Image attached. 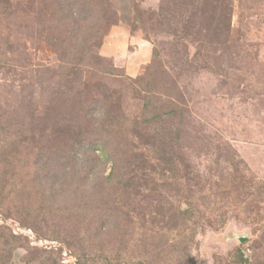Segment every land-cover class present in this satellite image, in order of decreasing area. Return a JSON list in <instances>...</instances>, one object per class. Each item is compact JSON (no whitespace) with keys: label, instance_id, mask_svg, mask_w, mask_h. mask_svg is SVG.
<instances>
[{"label":"rangeland","instance_id":"obj_1","mask_svg":"<svg viewBox=\"0 0 264 264\" xmlns=\"http://www.w3.org/2000/svg\"><path fill=\"white\" fill-rule=\"evenodd\" d=\"M0 264H264V0H0Z\"/></svg>","mask_w":264,"mask_h":264},{"label":"trees","instance_id":"obj_2","mask_svg":"<svg viewBox=\"0 0 264 264\" xmlns=\"http://www.w3.org/2000/svg\"><path fill=\"white\" fill-rule=\"evenodd\" d=\"M61 186H62V184H61ZM35 190V192L37 193L35 196H33L34 197V200H33V204H35L36 202H37V200H39V199H37L38 197H37V195H40V201H45V202H50V198L48 197H45L46 196V193L44 192L45 190L43 189V191L41 192L40 190H37V189H34ZM62 189H57L56 188V194H57V196L60 194V192L59 191H61ZM36 198V199H35ZM39 201V202H40ZM32 204V205H33Z\"/></svg>","mask_w":264,"mask_h":264},{"label":"water","instance_id":"obj_3","mask_svg":"<svg viewBox=\"0 0 264 264\" xmlns=\"http://www.w3.org/2000/svg\"><path fill=\"white\" fill-rule=\"evenodd\" d=\"M238 239H239L240 241H243V240L245 239V236H238Z\"/></svg>","mask_w":264,"mask_h":264}]
</instances>
